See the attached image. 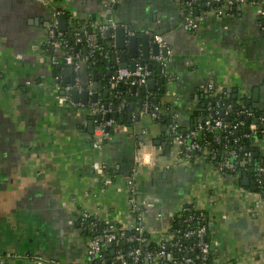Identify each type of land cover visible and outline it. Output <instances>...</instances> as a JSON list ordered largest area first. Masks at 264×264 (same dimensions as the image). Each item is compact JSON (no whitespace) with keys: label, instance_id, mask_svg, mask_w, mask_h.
Segmentation results:
<instances>
[{"label":"crops","instance_id":"0c3cea01","mask_svg":"<svg viewBox=\"0 0 264 264\" xmlns=\"http://www.w3.org/2000/svg\"><path fill=\"white\" fill-rule=\"evenodd\" d=\"M107 1L0 0V264H33L19 259L26 251L71 264L87 263L88 238L77 221L79 214L84 210L116 225L133 223L127 180L139 150V156L152 163L141 168L136 179L142 199L149 197L154 204L145 221L154 238L169 226L181 204L189 202L215 220L208 233L217 243L215 264H264V197L242 186L245 173L222 175L203 159L175 165L176 146L160 141L172 122L189 132L205 118L197 113L200 108L223 96L212 94L209 84L233 102L236 98L239 106L247 104L264 113L260 6H238L235 12L219 17L204 4V22L197 34L191 33L194 40L183 34L174 36V49L168 45L171 61L162 73H157L160 63L153 66L156 89L142 88L146 100L153 99V104L157 100L158 106L165 107L161 110L170 123L166 126L143 115L147 101L127 102L128 107L134 105L133 115L140 119L131 124L116 121L111 140L95 147L97 123L93 135L88 127L89 118L96 121L91 115L92 93L87 105L81 96L77 107L58 104L57 97L71 86L65 84L63 68L67 53L44 54V26L55 11L68 17V29L104 22ZM112 18L119 27L135 25L146 28L150 36H165L183 25L185 13L179 0H118ZM112 31L111 40L106 35L102 39L106 46L115 44ZM107 59L105 63H110ZM117 68L110 63L105 74ZM55 75L61 78L62 89L57 88ZM88 76L92 84L90 68ZM100 80L107 85L102 75ZM105 90L112 95L106 101L100 92L99 102L114 104L110 102L114 89ZM208 104L209 110L212 105ZM255 146L260 147V157L264 156V135L253 141ZM102 163L108 164L111 177L95 173L93 165ZM129 165L126 175L120 167ZM67 176L75 194L63 200ZM177 195L178 203L172 207L170 202ZM241 220L244 228L233 227Z\"/></svg>","mask_w":264,"mask_h":264},{"label":"built area","instance_id":"2783aa9c","mask_svg":"<svg viewBox=\"0 0 264 264\" xmlns=\"http://www.w3.org/2000/svg\"><path fill=\"white\" fill-rule=\"evenodd\" d=\"M198 0H179L180 6L185 13V19L183 22L184 29L190 33L197 34L204 22L202 14L194 12V5ZM213 3H219L221 0H212ZM212 1L207 3V6H212ZM223 7L215 10L216 16L223 17L226 13L231 12L238 6L245 5H259V16L261 22L259 23L260 30L264 32V2L257 3L251 0H222ZM118 0H108L105 3V19L104 22H97L92 26L82 27V30L66 31L60 30L59 18L62 16L61 11H55L53 13V19L50 22L46 31L45 42L43 44L44 54H48L54 57L57 53L65 50V61L69 64L73 63L74 67V84L67 87V91H78L82 93L84 88L81 84L80 76V63L84 60L88 61L89 68L96 66L98 58H109V52L99 45V40L103 39L106 32L110 29H117L119 27L118 22L112 18L113 6ZM257 3V4H256ZM153 42L159 45L161 55L158 57L159 63L162 67H166L171 61L169 56V48L167 43L163 39L161 34H151ZM73 47L76 46L78 52L73 53ZM87 49V56H83V50ZM168 50V56H163V51ZM153 77V72L150 71L147 66H140L138 63L135 72L129 69H123L118 67L110 77L104 75L109 88L116 89L118 86L124 85L128 87L126 92H117L113 94L114 99H124L126 96L138 95L140 90L145 87L149 80ZM56 86L58 89H62L61 78L56 77ZM133 87L136 88L135 92H132ZM208 90L218 96L220 94L225 95L223 90H219L213 84L208 85ZM57 102L59 105L70 104L74 107L79 104L73 102L69 97L58 96ZM229 109L233 106L229 105ZM209 115L203 119L202 123H197L192 130H190L186 137L177 133L179 126L177 123H171L169 129L172 135L171 143L176 146L175 165L181 163H190L193 156V152H202L204 154L212 153L215 157L216 150L209 148L211 142H205L204 145L200 144L197 139L200 138V134L211 133L216 135L213 138V144H221L222 140H225V156L216 164L217 172L225 175L239 174L240 168L244 162L251 161L253 156L252 152H244L243 148L239 145L238 140H235V147L231 148L228 140V136L234 135V132L240 128L245 127V122L240 121L229 126L223 118L219 117L220 111L212 106L209 107ZM110 111L103 109L101 104H95L94 109L91 111V115L95 116L98 113H103V120L101 123H97V128L93 136V145L100 147L107 140H111L112 135L109 130L113 127L115 121L112 119L106 121L104 116ZM162 110L158 106H152V104H145L143 115L148 114L152 120L157 121L160 119ZM216 117H215V115ZM247 114L253 116L255 122L251 123L248 127L250 130L249 135L245 136H257L258 132L264 134V117H254V114L249 113L247 110L241 111L238 115ZM228 114L226 113V116ZM95 121V120H94ZM225 134V138L218 136V134ZM189 142V143H188ZM210 149V152H209ZM161 151V148H158ZM138 156L135 160V167L127 180L128 187V205L129 212L133 217V223L129 225H116L108 220L101 221L88 211H82L77 219L81 231L88 238L87 241V256L88 262L83 264H215V252L217 250V243L211 241L208 237V233L215 226V220L209 216V214L189 202L181 204L179 211L173 216L169 226L163 231H160L157 238L152 236V233L146 234V217L150 209L154 206L151 198H143L138 196V184L137 175L141 168L147 164L152 163L145 161L142 155ZM214 160V158H213ZM94 171L100 176H108L110 168L108 164H94ZM252 184L256 188H260L264 185V165H258L252 171L251 176ZM109 178L106 179V181ZM110 181V180H109ZM107 181V182H109ZM191 205V206H190ZM161 217V215H159ZM173 221H180L184 231L180 229L172 228L171 223ZM100 222L104 223V228H99ZM156 242L154 247L150 250V245ZM110 245V247H109ZM35 261L39 264H71L68 262L56 261L54 259L35 258Z\"/></svg>","mask_w":264,"mask_h":264},{"label":"water","instance_id":"95a60500","mask_svg":"<svg viewBox=\"0 0 264 264\" xmlns=\"http://www.w3.org/2000/svg\"><path fill=\"white\" fill-rule=\"evenodd\" d=\"M187 1H190V0H187ZM52 11L54 12L55 10H52ZM59 23H60V30L63 32H66L69 28L68 27V17L66 15L61 16L59 18ZM49 25L50 23H47L44 26V28H48ZM74 27H77V26H74ZM112 34H113L112 29L106 32L107 40H111ZM114 34H115V44L111 42V43H108L107 45L111 64H115L117 67H120L123 69H129L132 72H135L138 63L140 64V66H143V67L147 66V68L150 71L153 70V66L159 64L158 57L161 55V50L159 48V45L152 41V38L146 28L141 29L139 26L137 27L133 25L127 29L125 26H120L114 30ZM181 34L186 35L191 40H194V36L190 32L186 31L183 25L180 26L176 30L175 33H169L163 36V39L167 43V45L171 46L172 49H174V47L172 46L173 45L172 39L174 38V36L181 35ZM76 52H78V49H76ZM162 53L164 57L168 56V50H164ZM84 54H85L84 56L86 57L88 54L87 49H84ZM102 62L105 63V61H102ZM110 63H105V64L109 66ZM63 68H64V74H65V84H70L72 86L74 84L73 63L69 64L65 61ZM157 73H162V66H159V70ZM80 74H81V84L83 87H85V90L82 92V94H79L78 91H72V92L65 91L61 93L62 96H67L69 98L71 97L73 98L74 102H78L81 96L84 105L88 104L90 93H92L91 96H92V101L94 104L101 103L99 102L100 92L104 94V97L106 100L110 99V96L112 95L111 91L109 90L104 91V88L109 87V86L108 84L106 85L103 81L100 80V74L97 71V69L92 70L93 83L91 84V81L88 76L89 74L88 61H82L80 63ZM111 75H112V72H109L107 77H110ZM161 82L163 84L165 83L164 77L161 79ZM155 87H156V78H153L148 81L147 88L150 91H154L156 89ZM135 91H136V88L133 87V92ZM162 92H164V88L162 89ZM142 105H143V102L140 101L139 106L142 107ZM154 105L158 106L157 100L154 101ZM102 106L104 110L110 111L104 116L106 121H109L112 119L115 122L120 120L122 124L124 123L131 124L133 120L138 121L140 119V115L138 114L133 115L135 107L132 104H130L128 107L127 103L125 102L120 107L116 103L111 104L109 102H106ZM238 106L239 105L236 104V98H234L233 108L236 109L238 108ZM119 109L123 110L125 113L129 111V113L120 115ZM219 117L225 119L226 122H229V118L226 117V111L224 109L220 110ZM89 119H90V121L88 122L89 134L93 135L96 122L101 123L103 120V113H98L96 115V121H94L92 118H89ZM202 121L203 120L201 119L199 120L198 123H202ZM163 122L165 123L166 120L164 119ZM244 132L249 135L250 134L249 128H246ZM200 138H202L201 134H200ZM160 144L161 143L159 141L156 142L157 146H160ZM37 149H39V146H37ZM37 149H34V152L38 151ZM251 151L254 153L253 154L254 157L260 156V153H259L260 147L258 146L252 147ZM167 153H168V150H167ZM120 169L122 172H125L126 175H129L130 165L120 167ZM168 174L172 175L173 172L171 171ZM252 185L253 184L251 182V179L248 177V174L245 173L244 179L242 181V186L246 188H250L253 192L257 193L258 188ZM237 226L244 228L245 226L244 221L241 220L237 224H233V227H237Z\"/></svg>","mask_w":264,"mask_h":264},{"label":"trees","instance_id":"16d2710c","mask_svg":"<svg viewBox=\"0 0 264 264\" xmlns=\"http://www.w3.org/2000/svg\"><path fill=\"white\" fill-rule=\"evenodd\" d=\"M210 1H212V0H198L196 2V4L194 5V12L198 13V14H201L202 13L201 9H203L205 7V5L208 2H210ZM251 1H254V0H251ZM255 2L263 3L264 0H255ZM211 3H212V6H208V8L215 9V10H218L221 7H223V4H224L222 0L219 3H213V1ZM235 10H236V8H234V10H232L231 12H235ZM226 12H228V11L226 10ZM74 30H82V29L79 28V27H72V28L68 29V31H74ZM99 45L104 47L105 49H107L105 41H103L102 39L99 40ZM71 46L73 47V44ZM65 51L69 52L67 50H65ZM71 51L73 53H75L76 52V46H74ZM106 60L107 59L98 58L97 61H96V66L90 68V70L97 69V71L99 72L100 76L102 75V77L104 75H107V74H105V72H106L105 71L106 70V64L102 62V61L106 62ZM153 74H154V72H153ZM155 75H156V73L153 75V77ZM127 90H128V87H125L124 85H121V86H118L116 89H114L112 91H113V93H117L118 91L119 92H126ZM132 92H133V90H132ZM140 99H142L144 101H147L149 104H152V106H154L153 99L152 100L149 99V101L146 100V96L144 94V89H142L138 93L137 98L133 94L132 96H127L126 99L125 98L124 99H114L113 98V99L110 100V102L116 103L117 105H119L121 107L122 104L125 103L124 101H126V103L127 102H136V100H140ZM104 101L103 102L101 101L100 104L103 105ZM209 102H211L212 107L218 109L219 111L222 110V109H224L226 111V113L228 114L226 117L229 118V122H226L225 119H224V121L229 126L233 127V125H235L236 123H238L240 121H243V122L246 123L245 127L236 130L234 132V135L228 136V140H230L229 145H230L231 148H234L236 146L235 145V140L237 139L238 142H239V145L242 146V148H243V153H242L241 157H243L244 152H252L251 148H252L253 141L255 139H257V138L258 139L261 138L264 134L258 132L257 136H245V135H248V134H246L244 132L246 127H248L251 123L255 122V120H254L253 116H249L247 114L238 115V113L241 112V111L247 110L249 113L252 112L254 114V117H257V118L258 117H264V113L263 112H255L247 104H243L241 106H238V108H236V109L235 108L229 109L228 106L229 105L233 106L234 102L232 101L231 97L226 94V95L221 96V98L216 97V98L208 100L206 102L205 106L203 108H200V112H197V113H200L201 115H204L203 117H205V118H207L209 115H212V112L208 111V105H209L208 103ZM158 107L160 109H164L165 108L164 106H160V105ZM164 119H166L165 123L163 122ZM158 121L161 122L162 124L164 123V125L167 126V124L170 123V118L168 116H166L165 113L161 112L160 119ZM111 131H112V128L109 130V132H111ZM177 133H179L182 136L186 137L188 131L186 129H184V127H179L178 130H177ZM215 135H216V133H214V134L204 133L201 139H197V141L200 144H202V145H204L205 142H211L209 148L210 149L213 148V149L216 150L217 153H216L215 157L210 152V149H209L210 153H208V154H204L202 152H193V154H192L193 158L191 160L192 163H194L196 159H203L205 162L209 163L210 165H213V167L214 166L216 167V164L218 162H220L224 158V156H225V148H224L225 140L223 139L221 144H213L212 141H213V138H214ZM218 136L225 138L226 135L221 133V134H218ZM160 141L166 143V145H169L170 142L172 141V135H171L170 129H168V127H166V130L164 132H162ZM213 158H214V160H213ZM258 165H262V166L264 165V156H261V157L260 156L259 157L252 156L251 161L244 162L243 166L240 168V171L242 172V174L247 173L248 176L251 177L252 176V171ZM111 175H113V173L110 170L108 176L111 177ZM258 192L260 194H262L263 197H264V185L262 187L258 188ZM138 196H140V197L144 196L140 190L138 191ZM193 206L194 205H192V207ZM171 225H172L173 230L174 229H180V230L184 231L180 221H173L171 223ZM104 226H105L104 223L100 222L99 228L103 229ZM147 233H149L148 230H146V234ZM155 244H156V242L154 241V243L152 245H150V250L154 247Z\"/></svg>","mask_w":264,"mask_h":264},{"label":"rangeland","instance_id":"374dc122","mask_svg":"<svg viewBox=\"0 0 264 264\" xmlns=\"http://www.w3.org/2000/svg\"><path fill=\"white\" fill-rule=\"evenodd\" d=\"M67 180H68V182L66 183V186L64 187L65 188V192H64V194H63V200H66V197L68 198V197H70L72 194H75L74 193V187H72V186H70V182H71V180L69 179V177L67 176ZM69 184V185H68ZM68 185V186H67ZM221 188L224 186V185H222V183H221V185H219ZM218 186V187H219ZM119 188V187H118ZM178 199H179V196L177 195L176 197H174V199L173 200H171V202H170V204L172 205V207H174L175 206V204H177L178 203Z\"/></svg>","mask_w":264,"mask_h":264},{"label":"flooded vegetation","instance_id":"af4514ba","mask_svg":"<svg viewBox=\"0 0 264 264\" xmlns=\"http://www.w3.org/2000/svg\"><path fill=\"white\" fill-rule=\"evenodd\" d=\"M28 234V232H26ZM28 239L26 240V243H27ZM19 256V259H25L26 261L30 262V263H33V264H39L38 262L35 261V258L38 257V258H42L43 260H45L46 258L39 254L38 252L36 253H30V252H27L24 254V255H18Z\"/></svg>","mask_w":264,"mask_h":264}]
</instances>
